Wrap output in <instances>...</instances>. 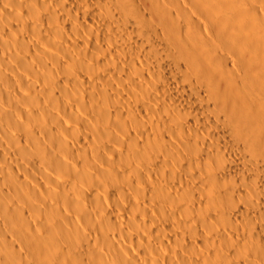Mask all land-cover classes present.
<instances>
[{
	"label": "bare ground",
	"instance_id": "bare-ground-1",
	"mask_svg": "<svg viewBox=\"0 0 264 264\" xmlns=\"http://www.w3.org/2000/svg\"><path fill=\"white\" fill-rule=\"evenodd\" d=\"M0 264H264V0H0Z\"/></svg>",
	"mask_w": 264,
	"mask_h": 264
}]
</instances>
